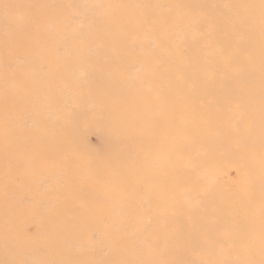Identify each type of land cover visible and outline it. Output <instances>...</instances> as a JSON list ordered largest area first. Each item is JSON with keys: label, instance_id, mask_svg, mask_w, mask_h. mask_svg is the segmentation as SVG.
<instances>
[{"label": "rangeland", "instance_id": "374dc122", "mask_svg": "<svg viewBox=\"0 0 264 264\" xmlns=\"http://www.w3.org/2000/svg\"><path fill=\"white\" fill-rule=\"evenodd\" d=\"M0 264H264V0H0Z\"/></svg>", "mask_w": 264, "mask_h": 264}]
</instances>
